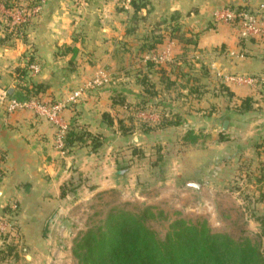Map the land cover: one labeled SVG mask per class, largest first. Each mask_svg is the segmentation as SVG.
<instances>
[{"label":"crops","instance_id":"crops-1","mask_svg":"<svg viewBox=\"0 0 264 264\" xmlns=\"http://www.w3.org/2000/svg\"><path fill=\"white\" fill-rule=\"evenodd\" d=\"M6 1L10 2L3 0L0 5V152L5 157L3 176L0 177V213L5 212L11 202H17L22 225L37 227L50 214L54 215L50 225L53 221L58 225L68 211L69 200L92 198L106 187L110 181L106 171L110 159L107 152L110 147L105 143L108 140L94 150L87 135H105L111 130H120V125L124 133L128 132L123 125L124 122L129 124V120H125L127 116L139 120L138 130L142 133L149 131L150 135L154 133L157 139L158 134L176 129L184 132L183 153L177 152L179 157L176 155L174 160L179 165L180 174H186L190 180L188 186L202 181L211 172L215 177L221 169L222 146L228 143L220 141L222 124L229 122L230 131L235 133L241 131L237 127L239 123L247 120L252 125L247 136L254 131L264 133V95L253 104L251 112L245 115L236 112L238 104L245 98L257 100L256 85L253 88L244 80L255 77L264 81V39L244 40L235 22L224 14L216 16L217 10L223 13L242 7L252 8L264 4V0H163L162 8L154 2L156 0H150V16L144 18L141 17L142 11L137 14L136 0H124L127 3L132 1V9L124 11L121 7L115 14L116 0H85L75 5H68L65 0H50L42 14L26 27L25 24H6ZM174 14H177L176 19L180 17L176 20L178 25L174 23ZM156 15L164 17L170 31L159 37L160 42L155 47L147 45L152 43L146 39L142 40L137 28L139 23L158 20ZM179 38L191 42L179 43ZM170 43L172 46L169 45L168 51L172 63L164 66L167 76L173 83L179 81L189 87L183 99L186 100L185 108L182 107L187 113L177 111L182 117L178 127L161 126L162 117L171 116V119L176 112L160 115L162 105L152 91L155 87L147 90L146 81L135 83L147 91L140 99L138 93L129 94L136 92L131 89L133 85L131 91L118 86L88 91L79 103L66 105L60 127L29 110L9 114L2 100L6 92L10 96L24 97L23 88L41 86L37 97L54 103L64 102L75 90L94 80L98 71L120 70L115 80L125 81V70L161 69L152 67L153 63L147 61L151 56L148 54L164 51ZM190 52L198 60L195 63L198 70L195 71L200 74L186 82L183 75L174 73L172 76V73L176 66L179 67V58ZM31 60L40 65L41 72L34 75L29 67L28 76L22 78L18 72L26 69ZM148 94L150 103L145 97ZM131 102L140 107H134ZM187 102L191 103V110ZM148 105L149 113L145 109ZM167 108L173 111L171 105ZM104 114L112 120V126H109L108 118L104 119ZM60 130H63L64 140L59 145ZM78 134L85 135L83 141L76 140ZM148 140L140 135L135 142L147 146ZM161 141L160 144L165 145L172 143L168 138ZM242 146L246 147V155L250 151L253 153L249 143ZM261 180L264 181V175ZM63 187L68 188L65 196H62ZM201 187L205 191L203 184ZM34 205L39 207L37 211L33 210Z\"/></svg>","mask_w":264,"mask_h":264},{"label":"rangeland","instance_id":"rangeland-1","mask_svg":"<svg viewBox=\"0 0 264 264\" xmlns=\"http://www.w3.org/2000/svg\"><path fill=\"white\" fill-rule=\"evenodd\" d=\"M2 1L0 0V5H3ZM49 1L44 0L42 4L37 3V0H18L16 3L12 0L6 1L7 4L4 3L6 24L28 26L33 19L35 20L42 14ZM66 1H68V5L86 2L85 0ZM136 1H138L137 6L139 7L137 14L142 11L141 17L150 16V0ZM131 2L114 1L113 14L117 13L121 7L124 11L132 9L133 3L131 4ZM154 2L161 8L164 3L163 0ZM262 5L264 4L252 8L242 7V9L255 13L264 22ZM145 12L146 15H144ZM219 12L222 11L217 10L216 16L219 15ZM155 17L159 18L160 16L156 15ZM176 17L177 14H174L173 20L180 19V17L177 19ZM177 22L179 21L174 23L177 24ZM236 25L239 28L238 23ZM137 29L142 40L146 39L148 43H152L147 45H155V47L160 42L159 37L170 31L166 28L164 17L152 20L151 23H139ZM263 39L257 40L262 41ZM131 42L134 43V41ZM169 45L172 46L171 43L168 44L164 51L148 54L151 56H148L147 61L153 63L152 67L157 66L161 69L148 70L144 68L140 72H137L139 68L125 70V81L115 80L118 79L120 70L98 71L93 78L98 83L92 90H100L103 87L109 90L113 86H118L120 89L126 88L125 90L131 91L130 87L133 85L131 89L136 92L132 91L129 94L138 93L137 96L139 95L140 99L147 93L145 88L150 91L151 87H155L152 91L157 94V101L162 105L160 115L165 112L172 115L176 112L174 117L178 116L181 119L182 117L177 111L187 113L182 107L185 108L186 100L183 99H185L189 87L179 81H176V85L172 82L171 77L167 76L168 72L164 66L172 63L169 61L171 57L168 51L171 47ZM179 59V67H175L172 76L174 73L181 74L183 75L182 79L187 82L200 74L195 71L198 70L195 66L198 60L191 52ZM30 63L33 61L31 60ZM177 63L179 62L177 61ZM247 79L248 82L246 79L243 80L249 84L251 79L257 78ZM128 80L131 81L128 82ZM142 81L147 82V86L145 85L143 90L137 86ZM171 83L173 84L170 85ZM255 85L257 100L254 103H258V99H262L264 95V81L258 80L256 84L254 82L249 84L253 88ZM259 88L263 91L258 90ZM169 90L170 92H167ZM145 97L146 101L150 98L149 94ZM187 103L191 110V103ZM131 104L134 105L133 102ZM166 105H171L173 111H169L170 108H167ZM134 107L138 108L140 105L136 103ZM149 107L150 105L145 108L148 109L147 113L150 111ZM147 113L146 115H148ZM170 117L165 119L170 120ZM146 119L150 120L149 117ZM125 120H129V124L127 122L123 124L124 129H128V132L124 133L123 126L120 125L121 131L114 129L107 132L106 136L103 133L90 134L101 143L105 139L108 140L105 143L110 147L107 151L110 159H108L106 171L110 181L92 198L78 197L69 200L68 211L65 216H62L58 225H54V221L50 225L54 216L52 214L48 215L46 221L37 227L22 225L19 219L20 208L15 201L11 202L8 210L0 213V264H80L73 253L76 241L89 229L102 225L110 213L117 211L141 216L145 219L144 224L152 229L161 240H164L168 233L177 229L180 225L178 223L183 221L188 225L206 229L208 233L227 237L237 244L256 247L264 259V226L258 221L264 219V181L261 180L264 175V133L254 131L252 135L247 136L252 131V125L250 126L247 120L239 123L237 127L241 131L235 133L230 131L229 124L226 130L224 129L225 124H222L220 126V141L225 140L228 143L222 146L224 150L221 152V162L223 163L221 169L215 177L211 172L202 181L192 182L199 185L195 187L192 186L193 184L188 186L190 180L186 174H180L179 165L175 164L174 160L177 152L183 153L181 142L184 132L182 130L176 129L172 132L158 134L159 138L157 139L154 133L150 135L147 133L149 131L142 133L138 130L139 120L132 115L127 116ZM140 135L143 139L148 137L147 146H139L135 142V139H139ZM166 138L172 142L171 145L160 144L161 140L165 141ZM88 140L91 141L92 138L89 137ZM245 143H249L253 153L250 151L246 155L247 151L244 149L246 147L242 146ZM239 147L241 148L239 149ZM177 157L179 156L177 155ZM4 166L3 169H0V177L3 176ZM202 184L205 191H202ZM65 188L68 189L67 187L62 189ZM15 206L16 209H13ZM38 209L39 207L33 206L34 211Z\"/></svg>","mask_w":264,"mask_h":264},{"label":"trees","instance_id":"trees-1","mask_svg":"<svg viewBox=\"0 0 264 264\" xmlns=\"http://www.w3.org/2000/svg\"><path fill=\"white\" fill-rule=\"evenodd\" d=\"M178 41L188 44L191 42L180 38ZM33 63H29L18 74L26 78ZM41 88H23L24 97L37 98ZM253 104V99L245 98L237 108V114L251 112ZM108 117L104 114L105 120ZM165 118L162 117V127L181 125L178 116L170 120ZM107 120L109 126H112V120ZM87 136L92 138L93 149L97 150L102 143L90 134ZM84 138V134L76 136L78 141H83ZM65 191L66 188L62 189V196L66 195ZM144 220L129 212H112L102 225L89 229L76 241L73 253L80 264H264L256 247L237 244L227 237L208 233L206 229L183 221L161 240L144 224ZM258 221L264 226V219Z\"/></svg>","mask_w":264,"mask_h":264},{"label":"built area","instance_id":"built-area-1","mask_svg":"<svg viewBox=\"0 0 264 264\" xmlns=\"http://www.w3.org/2000/svg\"><path fill=\"white\" fill-rule=\"evenodd\" d=\"M44 0H37V3L42 4ZM261 9H264V5L261 6ZM230 19L231 21L238 23L239 25V34L242 38L248 39L250 37H255L256 39L264 38V22L260 19L255 13L246 9H236V10H227L218 13ZM30 71L34 75H38L41 72V67L38 63H34L30 66ZM248 82V79H246ZM250 82L255 84L258 82L257 79H251ZM97 80L94 79L88 82L85 86L80 89L75 90L70 97L64 102H49L45 101L39 97L37 98H24V97H15L10 96L6 92L3 96V102L6 104L7 113L12 114L20 110H29L37 114L39 117H44L54 126L60 127L61 125V114L66 105L77 104L84 98L88 91L94 89L97 86ZM249 83V84H251ZM63 128V127H62ZM63 130L59 132L58 142L59 145L63 142ZM4 159L0 153V169H3ZM16 209V206L13 209Z\"/></svg>","mask_w":264,"mask_h":264},{"label":"water","instance_id":"water-1","mask_svg":"<svg viewBox=\"0 0 264 264\" xmlns=\"http://www.w3.org/2000/svg\"><path fill=\"white\" fill-rule=\"evenodd\" d=\"M228 124H229V122H225V125H224V129L226 130L227 129V127H228ZM192 186H199L198 184L196 185V184H193Z\"/></svg>","mask_w":264,"mask_h":264}]
</instances>
